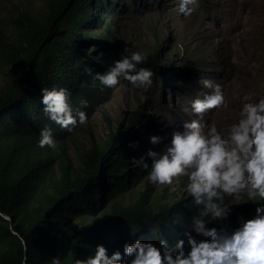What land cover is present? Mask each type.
Masks as SVG:
<instances>
[{
    "label": "trees",
    "instance_id": "1",
    "mask_svg": "<svg viewBox=\"0 0 264 264\" xmlns=\"http://www.w3.org/2000/svg\"><path fill=\"white\" fill-rule=\"evenodd\" d=\"M115 1L43 0L40 13L21 5H10L5 13L0 9V264H51L54 257L75 264L97 245L118 244L122 250L138 238L158 243L153 237L161 227L169 241L173 228L192 214L188 200L164 205L153 215L144 195L133 204L120 203L132 189L128 181L137 178L136 170L144 172L139 166L128 168L134 155L144 152V147H129V132L117 128L98 143L92 140L74 170L63 140L69 132L43 112L44 88H65L77 105L85 99L91 108L103 91L92 86L87 67L103 74L107 62L131 54L108 21ZM158 52L159 47L146 53L143 67L156 73L163 88L160 69L165 67ZM141 115L140 110L133 113L127 129ZM45 126L58 142L55 150L38 147Z\"/></svg>",
    "mask_w": 264,
    "mask_h": 264
},
{
    "label": "clouds",
    "instance_id": "2",
    "mask_svg": "<svg viewBox=\"0 0 264 264\" xmlns=\"http://www.w3.org/2000/svg\"><path fill=\"white\" fill-rule=\"evenodd\" d=\"M118 2L120 0L115 1V5ZM194 3L195 0H180V13L190 16L194 9L189 5ZM121 43L126 46L124 42ZM127 48L131 54L107 62L103 74H95L91 66L87 67L86 72L93 74L92 86L96 84V91L102 89L104 94L103 88H115L123 78L145 91L159 87L162 98L163 88L170 86L166 83V77L171 76L169 69L159 62L165 67L160 69L165 79L161 88L160 80L154 78L156 73L143 67L146 53ZM202 85L210 91L191 101V112L195 118L185 121L180 130L173 131L162 151L155 150L164 144L166 138L155 133L147 135L144 132L135 144H129V147H144L143 155L133 158L130 163L134 168L142 167L150 183L171 186L186 178L185 191L188 196L174 202L181 200L182 205H186L183 201L188 200L191 216L173 228L169 241L164 239L168 235H162L161 227L153 237L159 239L158 243L138 238L125 243L122 250L118 244L109 249L97 245L94 252L88 249L84 260L77 259L75 264H264V95H244L237 118L221 131L214 121L209 122L205 117L213 110L227 109L229 101L221 84L204 79ZM69 95L65 88L41 90L44 114L71 133L79 125L88 123L94 105L102 95L98 96L91 108L85 99H81L77 105L76 97L72 94L70 97L76 106L73 107L69 103ZM169 96L172 102V94L169 93ZM139 110L142 112V106ZM57 143L49 127L41 129L38 147L55 150ZM149 164L150 171H147ZM136 171L137 178H133L132 183L128 181L132 189L134 180L143 177L141 170ZM143 195L151 215L164 206L154 208L149 204V197ZM242 203L254 205V214L250 219L237 217L238 226L232 228L227 222L232 215L233 205ZM188 226L190 228L186 230ZM180 234L182 237L178 236ZM88 252L90 257L86 258ZM51 264H61V261L54 257Z\"/></svg>",
    "mask_w": 264,
    "mask_h": 264
},
{
    "label": "rangeland",
    "instance_id": "3",
    "mask_svg": "<svg viewBox=\"0 0 264 264\" xmlns=\"http://www.w3.org/2000/svg\"><path fill=\"white\" fill-rule=\"evenodd\" d=\"M179 4L180 0H120L115 5L114 15L108 20L114 23L115 37L143 53L160 47L158 59L169 69L171 76L166 77V83L170 86L163 88L162 98L159 87L145 91L123 78L120 85L108 88L98 98L88 123L79 125L63 138L74 170H79L80 155L90 149L92 140L98 143L117 128L125 134L129 132L127 137L134 144L144 132L165 137L164 144L155 150L162 151L171 133L195 118L191 101L210 91L203 88L204 79L221 84L229 101L227 109L213 110L205 117L209 122L214 121L221 131L237 118L244 95H264V0H195L189 5L194 10L187 17L180 13ZM10 5H21L32 13H40L44 2L0 0L2 13ZM3 82L0 73V84ZM169 93L173 96L172 102ZM140 106L143 108L140 121L127 129L130 116ZM132 167L130 163L129 168ZM142 175L134 180L133 189L123 196L121 204L135 202L147 187L149 204L154 208L188 196L186 178L171 186H159L150 183L145 173ZM58 176L55 167L53 177ZM254 207L250 203L234 204L227 223L233 226L237 217L250 218Z\"/></svg>",
    "mask_w": 264,
    "mask_h": 264
},
{
    "label": "bare ground",
    "instance_id": "4",
    "mask_svg": "<svg viewBox=\"0 0 264 264\" xmlns=\"http://www.w3.org/2000/svg\"><path fill=\"white\" fill-rule=\"evenodd\" d=\"M90 49H91V48H90ZM90 52H91V51L88 50V53H90ZM74 66H75V65H74ZM73 68H75V67H73ZM145 111H146V110H145ZM141 155H143V153H142ZM141 155H138V157H140ZM133 158H134V157H133ZM133 158H132V160H133ZM149 170H150V169H148L147 171H149ZM144 173H145V172H142V174H144ZM196 214H197V212L194 213V215H196ZM194 215H193V216H194ZM193 216H192V217H193ZM192 217H191V219H192ZM250 218H251V217H250ZM250 218H249V219H250ZM237 226H238V223L236 222V223L232 226V228H235V227H237ZM189 228H190V226L186 227V230H189ZM186 230H185V231H186ZM182 234H183V233H182ZM182 234H180V237H182Z\"/></svg>",
    "mask_w": 264,
    "mask_h": 264
}]
</instances>
